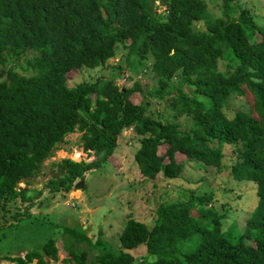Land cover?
<instances>
[{
	"label": "trees",
	"instance_id": "trees-1",
	"mask_svg": "<svg viewBox=\"0 0 264 264\" xmlns=\"http://www.w3.org/2000/svg\"><path fill=\"white\" fill-rule=\"evenodd\" d=\"M158 1L0 0V198L23 194L17 183L34 177L66 135L80 131L82 149L96 159H62L57 166L64 176L49 181L58 187L112 157L118 136L131 128L139 141L134 161L144 178H176L184 167L175 160L180 153L254 182L256 206L242 231H224L213 192L190 191L185 199L159 203L152 228L129 218L118 246L101 236L92 242L85 230L65 226L63 261L88 264L89 248L98 250L93 264H132L131 250L142 245L147 264H264V29L243 9L233 17L239 9L231 0H223L221 16L210 14L206 0H163L160 13ZM255 31L260 39L252 42ZM119 47L127 67L137 64L157 83L143 88L135 80L122 88L103 73L68 85L69 72L102 67ZM28 52L33 59L26 74L6 67L9 57ZM134 92L141 94L138 104L129 98ZM247 93L251 108L228 118L222 110L227 99ZM151 98L165 103L159 117L146 114ZM180 116L192 123L181 127ZM163 144L168 148L160 155ZM226 144L234 146L230 166L223 162ZM57 253L50 237L24 257L4 258L48 264Z\"/></svg>",
	"mask_w": 264,
	"mask_h": 264
},
{
	"label": "rangeland",
	"instance_id": "rangeland-1",
	"mask_svg": "<svg viewBox=\"0 0 264 264\" xmlns=\"http://www.w3.org/2000/svg\"><path fill=\"white\" fill-rule=\"evenodd\" d=\"M212 16H221L223 0H206ZM237 7L233 17L243 9L245 16L253 23L264 29V0H231ZM156 11L165 10V4L158 1ZM255 31L252 42L260 39ZM123 50L109 59L102 67L89 69L82 68L74 74L68 73V85L71 87L85 81L100 77L103 73L114 76L116 84L122 88L133 85L139 80L143 88L157 83L156 78L149 72H142L137 64L127 67L123 59ZM33 59V53L28 52L19 58L9 57L6 67L15 72L26 74L29 68L28 60ZM122 63V69L112 67ZM222 69V61L219 62ZM134 104L142 100L139 92L130 95ZM252 97L250 93L243 96H230L222 110L228 118L234 116L238 110H249ZM165 103L158 98H151L147 115L159 117L165 113ZM181 127L192 123L190 118L180 116L175 118ZM76 130L64 137L59 148L47 158L40 171L28 181L17 183L16 189H26L23 194L13 198H0V264H18L4 257H24L26 252L40 249L42 244L52 237L58 249V259L49 260L48 264H66L67 257L65 243L68 237L63 238L65 226L85 230L86 235L95 242L99 236L109 239L114 245H119L117 237L126 221L135 218L152 228L157 217L156 209L161 202H172L178 198L185 199L190 191L196 194L213 192V206L223 213L222 229L224 231L236 228L242 231L253 208L258 202L256 184L252 181L235 180L229 171H216L201 166L194 160L186 159L180 153L175 154V160L182 162L184 167L180 174L173 179H166L161 174L154 180L144 178L134 161V153L139 147L138 136L127 128L118 136L117 146L105 162L98 167L86 170L81 177H77L69 184L58 187L50 180L64 176L57 163L64 158L73 161L92 162L96 159L93 152L82 149L80 135ZM167 144L159 146L158 153L165 154ZM234 146L225 145L223 162L230 166L234 162ZM167 161V158L165 159ZM50 185H55L51 187ZM69 187L65 190V187ZM64 187V188H63ZM39 191V192H37ZM197 215V210L192 209ZM88 249V264L98 253L96 249ZM135 259L132 264H147L145 246L131 250ZM30 264H36L34 260Z\"/></svg>",
	"mask_w": 264,
	"mask_h": 264
},
{
	"label": "water",
	"instance_id": "water-1",
	"mask_svg": "<svg viewBox=\"0 0 264 264\" xmlns=\"http://www.w3.org/2000/svg\"><path fill=\"white\" fill-rule=\"evenodd\" d=\"M159 2H160V4H161V3H162V4L164 3V1H163V0H160Z\"/></svg>",
	"mask_w": 264,
	"mask_h": 264
}]
</instances>
